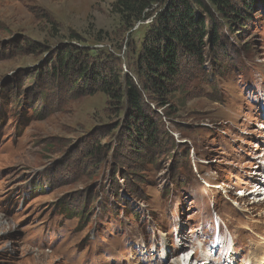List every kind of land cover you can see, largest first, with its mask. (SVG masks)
Here are the masks:
<instances>
[{"label": "rangeland", "instance_id": "obj_1", "mask_svg": "<svg viewBox=\"0 0 264 264\" xmlns=\"http://www.w3.org/2000/svg\"><path fill=\"white\" fill-rule=\"evenodd\" d=\"M204 1L219 42L183 53L167 105L149 102L150 144L78 64L124 87L152 20L131 29L115 0H0V264H264V0H232L231 29Z\"/></svg>", "mask_w": 264, "mask_h": 264}, {"label": "trees", "instance_id": "obj_2", "mask_svg": "<svg viewBox=\"0 0 264 264\" xmlns=\"http://www.w3.org/2000/svg\"><path fill=\"white\" fill-rule=\"evenodd\" d=\"M207 1L222 19L234 17L233 20H226L230 29L234 21L243 20L239 6L234 5L232 0ZM251 4L252 2L245 0V10H251ZM114 10L131 29L140 22L152 20L140 46L136 77L125 73V85L121 87L118 72L114 71V67H102L103 72L95 71L96 67H88L85 63L78 64L70 51L59 58L61 69L67 74V65L70 62L75 68L78 64L80 75L101 83L98 90L106 93L120 108L125 101L128 113L125 127L128 128L129 135L153 144V136L158 129L154 115L150 113L152 110L149 102H157L159 108L167 105V97L175 90L174 80L180 73L182 54L202 59L207 36L211 34L213 45L219 42L217 27L211 20L207 26L204 14H212L204 0H115ZM144 94L150 98L145 100ZM145 132L150 134L146 136ZM66 213L77 214L72 211Z\"/></svg>", "mask_w": 264, "mask_h": 264}, {"label": "bare ground", "instance_id": "obj_3", "mask_svg": "<svg viewBox=\"0 0 264 264\" xmlns=\"http://www.w3.org/2000/svg\"><path fill=\"white\" fill-rule=\"evenodd\" d=\"M256 188H258V187H256ZM255 190H257V189H255ZM262 191H263V189L262 188H259L255 193H258L259 195H260V193H262ZM255 193L254 194H252V196L254 195L255 196ZM257 203H259V204H261L262 206H264V195H263V198L261 199V200H259V202H257ZM188 254V253H187ZM184 255H186L185 253H184ZM188 256H190L189 254H188ZM192 262V261H191ZM175 263L176 264H183V262H182V260L181 259H177V260H175ZM185 263H187V260H184V264ZM191 264V263H190ZM211 264V263H210Z\"/></svg>", "mask_w": 264, "mask_h": 264}]
</instances>
